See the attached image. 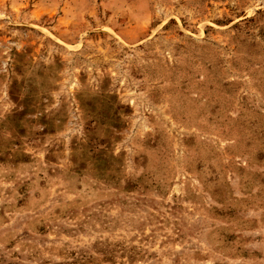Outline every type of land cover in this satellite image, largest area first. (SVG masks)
Masks as SVG:
<instances>
[{"label": "rangeland", "instance_id": "374dc122", "mask_svg": "<svg viewBox=\"0 0 264 264\" xmlns=\"http://www.w3.org/2000/svg\"><path fill=\"white\" fill-rule=\"evenodd\" d=\"M0 264H264V0H0Z\"/></svg>", "mask_w": 264, "mask_h": 264}]
</instances>
